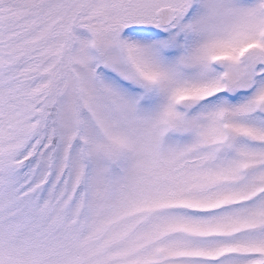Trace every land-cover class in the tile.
Segmentation results:
<instances>
[{"label":"snow or ice","instance_id":"obj_1","mask_svg":"<svg viewBox=\"0 0 264 264\" xmlns=\"http://www.w3.org/2000/svg\"><path fill=\"white\" fill-rule=\"evenodd\" d=\"M0 264H264V0H0Z\"/></svg>","mask_w":264,"mask_h":264}]
</instances>
